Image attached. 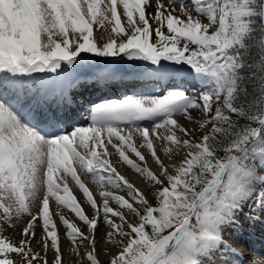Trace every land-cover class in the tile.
<instances>
[{
	"label": "snow or ice",
	"instance_id": "1",
	"mask_svg": "<svg viewBox=\"0 0 264 264\" xmlns=\"http://www.w3.org/2000/svg\"><path fill=\"white\" fill-rule=\"evenodd\" d=\"M105 22L113 35L100 43L93 26L103 33ZM125 58L143 64L131 75L163 82L168 90L89 101L87 124L69 129L75 100L66 89L79 86L68 79L71 73L84 60L97 59L104 66L91 79L105 86L122 77L115 65ZM39 73L56 75L25 83ZM183 82L198 97L189 96ZM57 96V111H49L48 101ZM196 110L202 116H194ZM176 117L198 123L202 137L194 140L197 128ZM134 134L158 174L141 166L146 157L132 142ZM155 142L169 160L182 155L180 162L165 165ZM113 154L144 178L155 204L117 171L108 159ZM77 166L98 186L124 191L127 198L101 191L98 204ZM67 176L92 216L70 195ZM50 197L87 227L85 235L58 213L73 251L88 246L78 255L89 264H100L95 233L101 219L107 225L102 238L117 249L110 264H245L237 247L240 217L253 224L264 217V0H0V264H63ZM25 215L18 242L3 235ZM33 241L42 245L39 252Z\"/></svg>",
	"mask_w": 264,
	"mask_h": 264
},
{
	"label": "bare ground",
	"instance_id": "2",
	"mask_svg": "<svg viewBox=\"0 0 264 264\" xmlns=\"http://www.w3.org/2000/svg\"><path fill=\"white\" fill-rule=\"evenodd\" d=\"M123 12V7L121 8ZM107 25V31L106 32H101L97 30L99 28L98 25H94V32L93 36L97 38L98 40H104L107 39L109 35H113L110 31V28L112 25H108L107 22H105ZM103 36V39L101 37ZM121 60H117V64L115 67L117 70L123 74L122 77L119 76L117 77L114 81L108 83L105 86L98 85L96 83L92 82V72L91 73H82L79 71H76L75 73H71V75L68 77L69 80H75L76 83L79 84L78 87L73 85L70 88H67L66 91L74 98L75 104H73L71 110L69 111L68 115L71 117V119L68 122V127L69 129L70 124L74 123L77 126L81 125H86L87 121L83 120L80 117L79 110L86 111V109L89 108V101H95V102H100L103 99H117L119 93L115 92V89L118 90V92L123 94H129L132 91L133 88L131 86L137 85L140 87L139 93L135 91L138 95H144V96H151L155 95L156 91L153 88V85L150 80H146L141 77H137L134 75H129L127 77L125 73L122 72V66H119L121 63ZM102 66H104L102 64ZM85 74V75H84ZM56 74H46V73H39V74H34L33 77L31 78H25V83L28 86H32L34 82L39 81L40 79H47L49 76H55ZM88 80L87 83H84L83 81ZM157 83V82H156ZM164 84H161L160 87H162ZM138 87L136 89H138ZM192 87V85H191ZM5 98H10V93H5ZM27 99L29 100L30 103L34 104L35 100L32 97V93H28ZM59 96H57L53 100H49L47 103V109L49 111H57V104L59 103ZM85 105V106H84ZM86 105L88 107H86ZM84 106V108H83ZM26 111V109L22 110ZM85 116V113L83 114ZM195 116V115H194ZM177 119V118H176ZM178 121L184 125V127L188 129H192L194 126L197 124H192V123H185L184 119H178ZM31 123H36V121H31ZM148 122H141L142 126L147 125ZM129 131L128 129H125V134ZM141 140L142 138L138 135H133V143L139 148V151L146 157L147 161H149L151 164H156L154 160L151 157V154L148 152L146 146L141 147ZM154 147L157 150L158 155L160 156L161 160H164V153L162 151L161 144L158 142L154 143ZM98 152H102L103 149H97ZM108 151L110 153H114V150L111 148V146L108 147ZM127 155L130 157L136 158L134 154L131 152H127ZM112 164L116 167L117 171L123 175L127 180L132 182L137 188H139L142 192L146 193V188L148 186V183L144 180L143 177H141L139 174H137L134 170H132L129 166L121 162L118 158V155L113 154L108 157ZM141 166H146V164H141ZM77 175L80 176L81 181L89 188L90 192L93 194L94 199L97 201L98 204L102 203V200L99 196V193L101 191H110L114 192L117 194V192H121L123 194H126L124 191H118L110 186H104L100 187L98 186L90 176L82 173L78 166H77ZM58 182H60L58 180ZM67 186L70 189V195L75 196V198L82 204L84 207V210L87 215L92 216L93 215V210L91 209V206L87 203L85 198L83 197L82 192L80 191L78 185L75 184V182L71 179V176H67L66 178ZM63 186V185H62ZM60 195H67L64 194L63 192L60 193ZM118 195V194H117ZM114 207H116L115 204H113ZM33 215L38 214V207L33 206L32 208ZM49 213L52 218V222L57 225L58 228V234H59V245L63 251V257L62 261L63 264H89V262L86 260V258L81 257V255H78V253L82 254L84 253L85 249L88 247L87 245H77L75 247V251H73V246L71 241L68 240L66 236V230L63 227V225L60 224L59 221V215L58 213H63L66 218L70 219L73 223H76L77 227L85 233V235H88L87 232V227L83 224V222L79 221L78 218L75 217V214L72 213L69 209H67L65 206L60 205L56 202L54 198L50 197L49 201ZM29 219L27 215L22 217L19 221H14V226L11 228H8L7 231L3 232V235L10 237L12 241L18 242L21 239V236L19 233L22 231L23 227L26 226V221ZM264 225V224H263ZM107 231V225L103 223V220L101 219L99 222V227L98 230L95 233V238H96V251L98 254V260L100 261V264H105L107 262L110 263L111 255L117 251L115 247H112L110 244L107 243L105 237V233ZM35 233H36V240H41V237L43 235V230L41 226H37L35 228ZM255 237L251 235L250 233H246L245 235L239 237V243L237 245L238 248L246 247V246H251L252 242L255 241ZM264 239V237H262ZM50 245V239L48 241ZM264 243V240H263ZM32 247L39 252L41 250L42 245L36 244L35 241L32 243ZM107 249V251H105ZM264 252V251H263ZM245 255L249 256L252 255L248 250L244 253ZM54 255V250H49L47 253V260L51 261L53 259ZM10 258L18 259L15 257V254H10ZM256 264H264V260H256Z\"/></svg>",
	"mask_w": 264,
	"mask_h": 264
},
{
	"label": "rangeland",
	"instance_id": "3",
	"mask_svg": "<svg viewBox=\"0 0 264 264\" xmlns=\"http://www.w3.org/2000/svg\"><path fill=\"white\" fill-rule=\"evenodd\" d=\"M169 0H162V3L164 4H168ZM122 5H120L118 7V14H121L122 15ZM175 8L177 9V12L176 14L179 15V4H176L175 5ZM148 12L149 13H152L154 12V5L152 8H149L148 9ZM150 23H152L150 21ZM122 26L125 27V29H127V24H126V19H122ZM153 27H155V25L153 24ZM110 31H111V28H110ZM166 31V29H165ZM95 38V37H94ZM97 41H99L100 43H103L105 42L107 39H104V40H98L97 38H95ZM85 56H90L91 54H83ZM99 59H104V58H99ZM119 66H122L124 68H122V72L126 74V76H123V77H127L129 75H131V73H133L134 71H137L139 69H141L143 67V64L142 63H137V64H133V63H130L126 60V58L124 60H122V62L119 64ZM98 67H103L102 64H97V59H86L83 61V63L78 67L77 71L79 72H84L85 74L86 73H91L93 72L96 68ZM84 74V75H85ZM119 77V76H117ZM152 85H153V88L154 90L156 91V94H162V93H165L168 88L170 87V85H166L165 83L163 82H159V83H156L154 81H151ZM161 84H164L162 87H160ZM182 86L184 88L187 89V94L189 96H193V97H198V92L196 91H193L192 90V87H191V84L189 82H183ZM138 86L137 85H132L131 88L133 92L129 93V94H123L118 92V90L115 89V92L119 93L120 96H118L117 99H120V98H123L125 96H128V95H138L137 93H139V90H140V87H138V89H136ZM135 91L137 93H135ZM139 96H144V95H139ZM89 105V104H87ZM86 105V107H88ZM85 106V105H84ZM83 106V108H84ZM87 110V109H86ZM79 113H80V117L85 120V116L83 115L84 113H86V111H80L79 110ZM193 115L195 116H202V113L200 110H196L192 113ZM177 119H180L179 117H176ZM77 126L76 124L74 123H71L70 124V127H75ZM197 128V131L195 132L194 136H193V139L194 140H199L203 133L198 129V124L196 126H194ZM210 128V125L209 126H206V130H208ZM158 144V142H157ZM137 149L139 150V148L137 147ZM165 155V154H164ZM130 157V156H129ZM131 159H133L135 162L137 163H140L139 160L137 158H133V157H130ZM182 159V155H174L172 157L171 160L168 159V157L165 155L164 156V160H162L165 165H170L172 163H179L180 160ZM146 166L149 167L153 172L155 173H159V168L156 164H151L149 161H147L146 159ZM169 171H172L171 168H169ZM67 178V177H66ZM153 191V189L148 185L147 188H146V195L149 199V202L152 203V200L154 201V204H155V199H154V196L151 194V192ZM118 195H121V196H124L125 198H127V194H123L121 192H117ZM249 212V209L248 207H245L244 209V213L245 214H248ZM240 224L242 225V230H241V233L239 234H236L237 238L239 239V237L245 235L247 232L250 233L251 235L253 236H256L255 237V241L252 242L251 246H246V247H242V248H238V250H243V252L245 253L247 250L248 252H250L252 255H245L247 257V260L245 261V264H250L251 261H255L256 260H264V255H258L257 253H264V243H263V240L262 237H264V217H261V221L260 222H257V223H250L248 222L244 216H241L240 217ZM105 264H110L109 262L105 263Z\"/></svg>",
	"mask_w": 264,
	"mask_h": 264
},
{
	"label": "trees",
	"instance_id": "4",
	"mask_svg": "<svg viewBox=\"0 0 264 264\" xmlns=\"http://www.w3.org/2000/svg\"><path fill=\"white\" fill-rule=\"evenodd\" d=\"M153 204H154V201H153Z\"/></svg>",
	"mask_w": 264,
	"mask_h": 264
}]
</instances>
